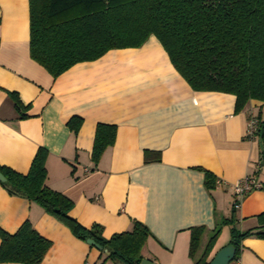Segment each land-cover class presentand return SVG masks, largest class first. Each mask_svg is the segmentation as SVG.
Instances as JSON below:
<instances>
[{
    "label": "crops",
    "instance_id": "1",
    "mask_svg": "<svg viewBox=\"0 0 264 264\" xmlns=\"http://www.w3.org/2000/svg\"><path fill=\"white\" fill-rule=\"evenodd\" d=\"M7 91L27 108L18 112ZM234 103L229 93L192 90L152 35L139 48L109 50L53 78L29 55L28 0H0V166L26 174L44 148L46 185L72 200L69 215L86 228L99 224L104 238L130 230L133 219L143 223L151 236L142 255L156 264H192L189 228L205 227L203 250L230 215L232 185L252 174L263 188L241 199L236 227L258 226L264 164L255 174L258 139L246 136L249 118L264 117V102L251 99L237 114ZM72 117L82 119L76 135L66 125ZM98 123L114 125L116 134L94 164ZM145 151L160 159L144 162ZM197 168L216 177L214 189L206 190ZM26 220L51 243L40 264H97L95 247L0 185V228L13 234ZM228 242L222 226L208 261ZM237 261L264 264V240H242Z\"/></svg>",
    "mask_w": 264,
    "mask_h": 264
},
{
    "label": "trees",
    "instance_id": "2",
    "mask_svg": "<svg viewBox=\"0 0 264 264\" xmlns=\"http://www.w3.org/2000/svg\"><path fill=\"white\" fill-rule=\"evenodd\" d=\"M29 55L53 78L73 65L94 61L112 49L139 48L152 35L168 55L170 63L194 91L234 95V113L249 100L264 102V0H28ZM19 112L17 95L7 91ZM27 115L20 114V118ZM258 139L255 174L264 164V117H252ZM250 119V118H249ZM82 119L70 118L66 125L77 134ZM116 127L98 123L91 160L97 164L104 150L114 143ZM246 138H252L247 135ZM47 151L39 147L26 174L0 166L5 177L0 185L9 195L26 198L67 227L78 239H92L101 249L97 264H140L149 229L132 220L128 231L102 236V227L86 228L69 212L73 202L46 185ZM158 152L145 151L144 162L158 161ZM203 172V185L210 191L216 177ZM235 208L212 231L196 258L204 226L190 227L188 256L192 264H209L208 256L222 226L229 227V244L240 255L241 242L248 237L264 240V212L258 226L245 231L236 227ZM50 241L38 234L28 220L13 234L0 228V263L40 264ZM94 247V246H92ZM106 251V252H105Z\"/></svg>",
    "mask_w": 264,
    "mask_h": 264
},
{
    "label": "built area",
    "instance_id": "3",
    "mask_svg": "<svg viewBox=\"0 0 264 264\" xmlns=\"http://www.w3.org/2000/svg\"><path fill=\"white\" fill-rule=\"evenodd\" d=\"M247 132H248V135L252 137L255 134V121L252 117L248 120ZM262 188H263L262 182L259 181L254 174L249 175L246 178L235 182L232 185V192L234 196L233 207L238 208L240 205L241 199L247 193L251 192L252 190L262 189ZM234 264H238V261L237 260L234 261Z\"/></svg>",
    "mask_w": 264,
    "mask_h": 264
},
{
    "label": "water",
    "instance_id": "4",
    "mask_svg": "<svg viewBox=\"0 0 264 264\" xmlns=\"http://www.w3.org/2000/svg\"><path fill=\"white\" fill-rule=\"evenodd\" d=\"M4 181H5V177L0 172V182H4ZM86 243L91 245V246H94L98 250L101 249L96 243H94V241L92 239H87ZM234 253H235L234 247L232 245H227V246L221 248L220 250H218L214 254L213 258L209 261V264H229L233 260ZM140 264H156V263L149 260V259L144 258L140 262Z\"/></svg>",
    "mask_w": 264,
    "mask_h": 264
},
{
    "label": "rangeland",
    "instance_id": "5",
    "mask_svg": "<svg viewBox=\"0 0 264 264\" xmlns=\"http://www.w3.org/2000/svg\"><path fill=\"white\" fill-rule=\"evenodd\" d=\"M201 249H202V248L199 246V248H198V250H197V253H196V258L199 257V255H200V251H202Z\"/></svg>",
    "mask_w": 264,
    "mask_h": 264
}]
</instances>
